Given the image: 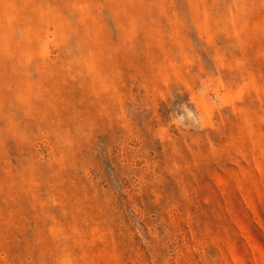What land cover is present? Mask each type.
<instances>
[{"label":"rangeland","instance_id":"374dc122","mask_svg":"<svg viewBox=\"0 0 264 264\" xmlns=\"http://www.w3.org/2000/svg\"><path fill=\"white\" fill-rule=\"evenodd\" d=\"M0 264H264V0H0Z\"/></svg>","mask_w":264,"mask_h":264}]
</instances>
